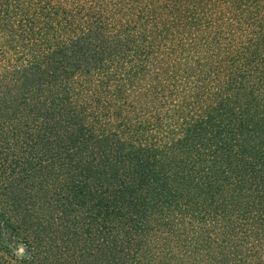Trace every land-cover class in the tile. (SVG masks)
Masks as SVG:
<instances>
[{"label": "trees", "instance_id": "16d2710c", "mask_svg": "<svg viewBox=\"0 0 264 264\" xmlns=\"http://www.w3.org/2000/svg\"><path fill=\"white\" fill-rule=\"evenodd\" d=\"M0 264H264V0H0Z\"/></svg>", "mask_w": 264, "mask_h": 264}]
</instances>
